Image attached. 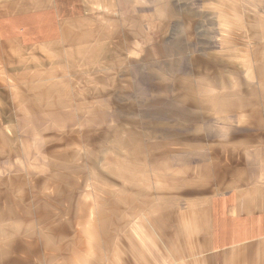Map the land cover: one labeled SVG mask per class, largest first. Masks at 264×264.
I'll return each instance as SVG.
<instances>
[{
	"label": "rangeland",
	"instance_id": "1",
	"mask_svg": "<svg viewBox=\"0 0 264 264\" xmlns=\"http://www.w3.org/2000/svg\"><path fill=\"white\" fill-rule=\"evenodd\" d=\"M88 2L75 42L0 43V264H221L212 200L264 170V0Z\"/></svg>",
	"mask_w": 264,
	"mask_h": 264
},
{
	"label": "crops",
	"instance_id": "2",
	"mask_svg": "<svg viewBox=\"0 0 264 264\" xmlns=\"http://www.w3.org/2000/svg\"><path fill=\"white\" fill-rule=\"evenodd\" d=\"M90 10L88 0H0V43L75 42L83 21L98 19ZM257 175L212 200L210 243L221 264H264V170Z\"/></svg>",
	"mask_w": 264,
	"mask_h": 264
}]
</instances>
